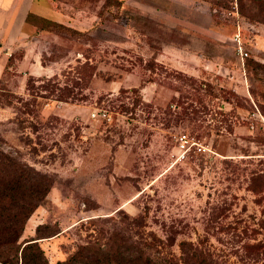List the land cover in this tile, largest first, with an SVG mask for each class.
I'll return each mask as SVG.
<instances>
[{"label": "rangeland", "instance_id": "374dc122", "mask_svg": "<svg viewBox=\"0 0 264 264\" xmlns=\"http://www.w3.org/2000/svg\"><path fill=\"white\" fill-rule=\"evenodd\" d=\"M263 7L0 0V155L53 181L22 239L39 227L49 264L120 234L264 264ZM181 134L212 152L181 158Z\"/></svg>", "mask_w": 264, "mask_h": 264}, {"label": "trees", "instance_id": "16d2710c", "mask_svg": "<svg viewBox=\"0 0 264 264\" xmlns=\"http://www.w3.org/2000/svg\"><path fill=\"white\" fill-rule=\"evenodd\" d=\"M40 20L65 27L44 18ZM250 65L263 71L264 76L263 64L250 61ZM261 109L264 116V107ZM52 185L47 175L11 155H0V264H49L38 244L42 239L39 227L33 238L26 240L22 236L28 220L46 199ZM135 223L139 227V222ZM116 237L118 242L109 239L102 245L79 246L73 255L57 264H217L210 253L188 249L190 244L186 242L180 243L182 256L174 259L155 250L151 241H136L123 234Z\"/></svg>", "mask_w": 264, "mask_h": 264}, {"label": "built area", "instance_id": "2783aa9c", "mask_svg": "<svg viewBox=\"0 0 264 264\" xmlns=\"http://www.w3.org/2000/svg\"><path fill=\"white\" fill-rule=\"evenodd\" d=\"M235 42L236 54L238 55L240 61L243 62L248 57V53L244 51L239 35L236 36ZM91 117L106 120L109 116L105 110H97L96 112L92 113ZM176 151L181 158H184L189 153L209 154L212 152L211 148L205 146L201 142L196 141L187 134H181L177 137Z\"/></svg>", "mask_w": 264, "mask_h": 264}, {"label": "crops", "instance_id": "0c3cea01", "mask_svg": "<svg viewBox=\"0 0 264 264\" xmlns=\"http://www.w3.org/2000/svg\"><path fill=\"white\" fill-rule=\"evenodd\" d=\"M256 31H257L258 33H260V36H259V37H260L261 39H263V28H259V29L257 28ZM44 74H46V73H44ZM46 76H47V75H46Z\"/></svg>", "mask_w": 264, "mask_h": 264}]
</instances>
